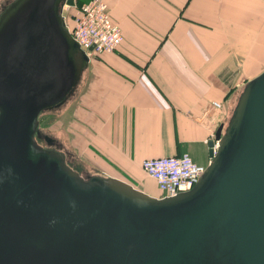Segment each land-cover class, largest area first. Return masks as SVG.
<instances>
[{"label": "water", "instance_id": "95a60500", "mask_svg": "<svg viewBox=\"0 0 264 264\" xmlns=\"http://www.w3.org/2000/svg\"><path fill=\"white\" fill-rule=\"evenodd\" d=\"M64 2L74 4L12 0L0 12V264H264V69L217 127L190 190L156 197L82 177L36 139L39 115L89 61Z\"/></svg>", "mask_w": 264, "mask_h": 264}, {"label": "crops", "instance_id": "0c3cea01", "mask_svg": "<svg viewBox=\"0 0 264 264\" xmlns=\"http://www.w3.org/2000/svg\"><path fill=\"white\" fill-rule=\"evenodd\" d=\"M106 1L123 40L84 68V170L150 194L142 160L189 153L206 165L223 117L264 69V1Z\"/></svg>", "mask_w": 264, "mask_h": 264}, {"label": "built area", "instance_id": "2783aa9c", "mask_svg": "<svg viewBox=\"0 0 264 264\" xmlns=\"http://www.w3.org/2000/svg\"><path fill=\"white\" fill-rule=\"evenodd\" d=\"M66 5L70 10L69 17L64 14ZM61 16L64 27L88 58L113 52L123 40L122 30L112 20L106 0H74L73 5L64 2ZM212 105L221 107L218 101H214ZM216 145L214 142V151ZM206 165L196 163L189 153L149 157L141 162L142 170L155 181L163 196H173L190 190L204 173Z\"/></svg>", "mask_w": 264, "mask_h": 264}, {"label": "rangeland", "instance_id": "374dc122", "mask_svg": "<svg viewBox=\"0 0 264 264\" xmlns=\"http://www.w3.org/2000/svg\"><path fill=\"white\" fill-rule=\"evenodd\" d=\"M11 1L0 0V12ZM69 11L67 5L64 6V14L67 17H69ZM83 87L84 70L78 84L68 98L59 106L45 110L39 115L36 139L43 147L54 148L64 153L67 164L77 170L82 177H86L92 174H101L96 171L84 170V126L82 125L83 121L78 116L80 114L75 116V113H80L79 107L83 103L81 94L84 90ZM229 116L230 114L223 117V125L227 123ZM150 194H154L151 196L156 197L163 196L158 189L156 192L150 191Z\"/></svg>", "mask_w": 264, "mask_h": 264}, {"label": "bare ground", "instance_id": "6f19581e", "mask_svg": "<svg viewBox=\"0 0 264 264\" xmlns=\"http://www.w3.org/2000/svg\"><path fill=\"white\" fill-rule=\"evenodd\" d=\"M66 30H67V29H66ZM81 75H82V74H81ZM80 78H81V77H80ZM245 85H246V84H245ZM245 85H244V86H245ZM243 88H244V87H243ZM243 88H242L241 92L243 91ZM241 92H240V93H241ZM239 96H240V94H239ZM239 96H238V98H239ZM67 98H68V96H67ZM67 98H66V99H67ZM237 101H238V99H237ZM237 101H236V103H237ZM236 103H235V105H234L233 108H232V111H231V113H230V116H229V118H228V121H229L230 117L232 116V113H233V110H234V108H235V106H236ZM228 121H227V123H228ZM227 123L224 125L223 131L225 130V127H226ZM65 161H66V159H65ZM209 162H210V160H209ZM209 162H208V163H209ZM208 163H207V165H208ZM207 165H206V166H207ZM88 176H92V175H88Z\"/></svg>", "mask_w": 264, "mask_h": 264}, {"label": "flooded vegetation", "instance_id": "af4514ba", "mask_svg": "<svg viewBox=\"0 0 264 264\" xmlns=\"http://www.w3.org/2000/svg\"><path fill=\"white\" fill-rule=\"evenodd\" d=\"M45 138H47V136H45ZM65 155V154H64ZM65 159H66V156H65ZM67 162V161H66Z\"/></svg>", "mask_w": 264, "mask_h": 264}]
</instances>
